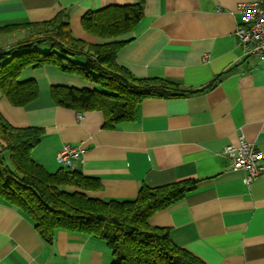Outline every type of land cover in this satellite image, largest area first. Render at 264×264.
<instances>
[{"label": "crops", "instance_id": "crops-1", "mask_svg": "<svg viewBox=\"0 0 264 264\" xmlns=\"http://www.w3.org/2000/svg\"><path fill=\"white\" fill-rule=\"evenodd\" d=\"M258 0H147L144 17L117 63L138 78L165 79L187 90L181 98L142 102L134 122L106 130L102 112L77 113L56 106L53 86L94 90L95 85L55 66L26 71L40 96L15 107L0 94V112L19 128L44 130L34 160L49 172L63 166L57 154L81 147L74 169L99 179L90 198L134 200L143 186L200 181L196 189L156 213L150 225L168 229L173 242L206 264H264V173L250 186L224 155L240 138L264 155V60L244 54L236 35L237 6ZM138 0H0V26L43 23L65 11L73 35L91 45L114 40L87 33L82 17ZM12 35L13 37L21 35ZM0 35V48L10 44ZM21 39V37L19 38ZM209 55V60L203 57ZM203 90V91H202ZM102 241L65 229L45 241L21 211L0 197V264H112Z\"/></svg>", "mask_w": 264, "mask_h": 264}, {"label": "trees", "instance_id": "trees-1", "mask_svg": "<svg viewBox=\"0 0 264 264\" xmlns=\"http://www.w3.org/2000/svg\"><path fill=\"white\" fill-rule=\"evenodd\" d=\"M147 0L129 6H108L82 17L83 29L114 41L91 45L76 38L63 11L43 23L0 26V35L20 34L21 39L0 48V94L15 107H27L40 96L36 81H22L26 71L55 66L62 72L94 84V90L53 86L56 106L83 114L99 111L106 130L134 122L138 106L147 99H173L194 95L165 79L138 78L117 63L129 41L116 39L133 32L144 17ZM203 91V90H202ZM44 130L11 125L0 112V197L21 211L39 235L52 242L57 230L87 234L112 251V264H206L178 247L168 229L150 225V219L196 189L188 180L150 188L143 186L134 200L103 201L86 192L99 191L97 178L62 167L49 172L33 158Z\"/></svg>", "mask_w": 264, "mask_h": 264}, {"label": "built area", "instance_id": "built-area-1", "mask_svg": "<svg viewBox=\"0 0 264 264\" xmlns=\"http://www.w3.org/2000/svg\"><path fill=\"white\" fill-rule=\"evenodd\" d=\"M237 12L241 20L236 35L244 54L264 60V0L240 3ZM209 58V55H205L203 60L208 61ZM82 152L81 147L66 145L57 154V160L63 167L74 169L72 162L79 159ZM224 155L229 159L232 170L246 173L243 181L247 186L264 173L263 153L244 137L240 138L238 145H228Z\"/></svg>", "mask_w": 264, "mask_h": 264}, {"label": "rangeland", "instance_id": "rangeland-1", "mask_svg": "<svg viewBox=\"0 0 264 264\" xmlns=\"http://www.w3.org/2000/svg\"><path fill=\"white\" fill-rule=\"evenodd\" d=\"M14 35H16V34H14ZM18 35H21V36H17V37H13L12 35H8V36H6V37H8V38H5V40L7 41V42H9L10 44H14V43H16L17 41H19V38L20 37H22V35H26L25 33H20V34H18ZM0 43H2V40L0 41Z\"/></svg>", "mask_w": 264, "mask_h": 264}]
</instances>
